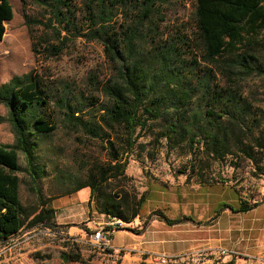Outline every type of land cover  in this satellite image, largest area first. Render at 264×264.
Here are the masks:
<instances>
[{"label":"trees","instance_id":"16d2710c","mask_svg":"<svg viewBox=\"0 0 264 264\" xmlns=\"http://www.w3.org/2000/svg\"><path fill=\"white\" fill-rule=\"evenodd\" d=\"M20 1L25 5L26 0ZM30 1L46 9V18L34 23L49 30L51 37L60 42L57 46L49 45V53L58 55L63 40L69 37H84L104 47L111 65L110 75L101 88L111 105L103 107V113L96 120L76 116L78 110L64 97L56 101L65 117L84 135L107 140L109 163L96 167L90 181L78 185L74 191L89 188V208L94 200L98 205L96 211L112 220L126 224L141 220L148 192L138 199L134 197L129 211L130 202L118 203V196L107 193V187L127 179L125 171L130 154L136 146L143 149L142 144H137L141 133L162 122L165 126L160 139L178 138L180 142L187 141L190 148L202 144L206 156L215 160L231 155L257 165L259 159L256 160L255 155L259 151L264 153V138L260 137L262 133L247 136L245 132L243 117L251 113L253 106L244 95L243 85L249 79L264 77V0H193L195 47L199 55L190 60H184L181 46L175 41L164 42L158 32V23L163 19L157 16L162 6L172 0H123V6L134 9L136 14L126 18L120 30L113 26L119 14L112 3L118 0H84L85 17L79 22L74 6L76 0ZM12 18L9 1L0 0V42L5 32L3 24ZM184 65L192 76L183 72ZM199 94L208 100L204 106L210 118L203 125H199L202 119L199 101L204 99H199ZM46 99L47 90L33 72L14 76L0 85V104L8 109L15 138L13 145L0 144V243H6L25 228L26 232L37 227L51 231L63 228L56 223L52 205L42 198H39V212L25 224L19 197L20 179L16 175L20 171L18 153L21 152L31 181L36 183L44 176V166L36 161L31 137L56 129L46 112L49 107ZM110 132L121 137L124 147L121 153L115 148L116 142L110 140ZM222 181L219 178L209 182L198 174L196 183L209 186ZM238 192L239 207L234 209L221 203L209 222L216 220L223 209L238 213L256 205H249L240 190ZM152 219H159L169 227L184 222L204 223L187 215L170 218L162 210H155L143 221L140 230L120 226L116 230L139 234ZM61 257L66 263L82 262L79 255L62 253Z\"/></svg>","mask_w":264,"mask_h":264},{"label":"rangeland","instance_id":"374dc122","mask_svg":"<svg viewBox=\"0 0 264 264\" xmlns=\"http://www.w3.org/2000/svg\"><path fill=\"white\" fill-rule=\"evenodd\" d=\"M8 1L12 6L13 18L3 24L5 32L0 42V85L14 76L29 72L38 75L48 94L46 100L49 101V107L46 112L56 126L50 133L31 137L35 145L36 161L45 170L43 178L36 183L31 181L26 171L24 155L18 153L20 171L16 175L20 179L19 197L26 224L39 212V198L52 205L53 201L62 200L61 198L73 193L78 185L89 182L96 167L109 163L106 138L84 135L65 117L56 101L64 97L78 110L76 116L83 120H96L103 113L102 108L111 105L101 92L102 85L110 75L111 65L104 47L98 42H89L84 37L63 40L61 52L52 55L47 51L48 46H57L60 42L51 37L49 30L34 23V20L46 18V9L30 0H26L25 5L20 0ZM83 2L84 0H76L74 5L78 22L85 17ZM112 4L119 14L113 26L120 30L126 23V18H132L136 13L134 9L123 6V0ZM160 16L163 21L158 23V32L163 41H175L181 46L184 60L197 57L199 51L195 47L197 36L193 24V0H172L162 6L157 19ZM27 19L31 21L29 24ZM183 67V72L192 76L186 65ZM243 87L247 101L253 106L251 113L243 117L245 132L247 136L262 133L260 137L264 138V77L249 79ZM198 98L204 99L201 94ZM198 98L194 97V100ZM206 101L208 100L199 101L202 108L199 125L205 124L210 118L204 106ZM164 126V122L155 124L141 133L137 144H142L143 149L136 146L130 154L125 171L127 179L113 182L107 187V193L118 196V203L124 204L127 200L130 202L129 211L133 208V198L138 199L148 192L141 220L135 219L132 224L112 220L96 211L97 204L93 200L94 213L76 215L74 219L77 228L82 229L83 233H68L59 227L54 231L40 227L30 232H26V228L22 229L6 243H0V264H140L145 259L139 261V256L130 249L121 253H109L92 246L89 233L99 225L107 228L111 221L118 223L120 227L140 230L143 221L155 210H162L170 218L187 215L196 221L205 219L214 214L221 201L232 206L238 205V193L234 188L240 190L242 196L250 202L257 195L256 191H261L264 187L263 152L259 151L255 155V159H259L257 165L245 158L239 159V156L231 155L215 160L206 156L202 144H195L190 148L187 141L180 142L178 138L160 139ZM109 135L110 140L116 142L115 148L121 153L124 149L121 137H117L115 132H110ZM14 142L8 109L0 104V144L13 145ZM198 174L209 182L221 178L231 182L234 188L222 186L198 192ZM81 192L85 194L89 192V188L82 189ZM61 219L58 213L56 223L61 222ZM118 237L119 235L116 240ZM62 253L79 255L82 262L66 263L62 260ZM190 263L197 264V261ZM175 264L185 263L179 259Z\"/></svg>","mask_w":264,"mask_h":264},{"label":"crops","instance_id":"0c3cea01","mask_svg":"<svg viewBox=\"0 0 264 264\" xmlns=\"http://www.w3.org/2000/svg\"><path fill=\"white\" fill-rule=\"evenodd\" d=\"M222 186L234 188L231 182L223 180L209 186L198 185L196 191ZM234 189L238 193L239 203L235 206L227 205L236 209L241 197L238 190ZM263 193L264 187L256 191V194ZM61 199L52 202L55 215L60 213L62 217L57 224L68 233L77 231L75 233L80 235L78 233L84 231L77 228L75 216L94 213L93 206L89 208L88 204L89 192L83 194L77 191ZM221 203L224 201L218 205ZM248 204L256 205L249 211L238 213L223 209L214 221L209 222L213 214L205 219H197L204 222L201 225L184 222L169 227L159 219H152L139 234L114 229L110 246L124 248L125 251L130 249L139 256V261L144 260L145 254H161L179 258L185 264H191L190 261H197V264H264V201L254 203L251 200ZM117 235L119 237L116 240Z\"/></svg>","mask_w":264,"mask_h":264},{"label":"built area","instance_id":"2783aa9c","mask_svg":"<svg viewBox=\"0 0 264 264\" xmlns=\"http://www.w3.org/2000/svg\"><path fill=\"white\" fill-rule=\"evenodd\" d=\"M254 203L264 201V193L254 195L252 198ZM116 222H109L107 228L104 226H97L93 231L89 233L90 244L102 251H112L114 253H121L125 251L124 248H111L110 239L112 232L116 229ZM120 226V225H119ZM110 228V229H109ZM223 253V252H222ZM177 258H171L161 254H145L146 264H170L174 263Z\"/></svg>","mask_w":264,"mask_h":264},{"label":"water","instance_id":"95a60500","mask_svg":"<svg viewBox=\"0 0 264 264\" xmlns=\"http://www.w3.org/2000/svg\"><path fill=\"white\" fill-rule=\"evenodd\" d=\"M118 226H119V224L117 223V224H116V227H118Z\"/></svg>","mask_w":264,"mask_h":264}]
</instances>
